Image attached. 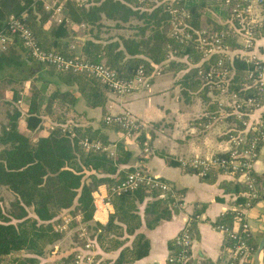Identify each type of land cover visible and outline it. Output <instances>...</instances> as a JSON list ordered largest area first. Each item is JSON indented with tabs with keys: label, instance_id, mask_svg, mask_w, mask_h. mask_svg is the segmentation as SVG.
<instances>
[{
	"label": "trees",
	"instance_id": "1",
	"mask_svg": "<svg viewBox=\"0 0 264 264\" xmlns=\"http://www.w3.org/2000/svg\"><path fill=\"white\" fill-rule=\"evenodd\" d=\"M162 1L95 0L82 6L75 1L67 2L65 6L68 15H71L69 18L77 24L93 27L99 25L102 16L123 23L129 22L132 18L144 22V26L139 27L142 37L138 39L121 37L101 40L97 36L93 38L78 36L66 23L50 25L49 14L43 10L38 0H0V37L6 39L8 46L14 41L18 42L26 55L18 64L10 58L7 49L3 50L0 47V71L10 66L18 67L35 62L23 48L18 37L9 30L10 16L21 18L33 31L37 43L43 49L103 63L122 79H131L139 67H143L147 75H152L156 68L165 62H168L167 64L175 71L186 69L187 63L181 59L184 56L192 57L190 63L194 65L199 62L200 54L193 39L185 42L166 31L170 16ZM212 5H215L217 10L223 9L222 21L212 20L210 17L203 19V10ZM186 9L189 13L186 21L193 28L224 32L223 41L227 45L232 49L240 46L236 37L227 32L229 26L224 20L230 16L227 8L217 2L204 0L187 2ZM210 24L211 26H208ZM147 29L151 34L145 36ZM261 37H264V21L258 23L254 29V38ZM73 39L80 45L81 54H77L76 50L70 47ZM170 56H175L179 60L171 59ZM209 61L216 62L217 54L212 55ZM227 64L233 70L229 90L241 99H252L254 103L262 104L264 97L259 84H254L247 77L249 71L253 70L252 64L237 56ZM36 65L57 84L51 86V82L41 74L34 77V85L24 114L25 130L20 128L21 111L16 106L10 107L8 103L10 108L5 112L7 121L1 126L0 133V185L14 195L18 212L8 214L0 210V259L13 253L17 255L12 257L13 261L20 264H38L49 256L52 246L65 235L54 230V225L65 215H79L82 223L87 225L90 223L94 212L92 193L99 183H105L107 186L108 198L113 206V212L105 224L88 226L94 231L101 258L100 264H130L142 259L149 252V242L138 231L142 225L139 205L146 198H150L144 208V222L148 229L154 228L162 220L170 219L179 207L173 204V199L166 198L161 192L145 186L128 191H112L128 172L136 169L129 165L133 160L132 151L123 140L115 142V148L111 153L108 150L82 148L79 141L85 137L90 141H99L107 147L111 142L106 129L122 133H125V130L117 124L105 122L103 118L100 119L98 128L83 125L86 119L74 110V105L80 98L86 109L99 108L104 116L110 91L91 75L59 69L51 64ZM36 65H30V75L38 71ZM178 83L182 93L188 91L202 94L207 106L206 115L195 122L207 121L219 114L218 104L207 96V88L202 87L203 82L198 78L194 66L184 73ZM59 85L66 89H60ZM16 95L14 100L18 97ZM250 108L242 107L241 111ZM43 115L48 116L50 123L53 124L52 128L32 142ZM247 119L245 116L238 117L235 114H228L225 117L229 126L231 125L230 129L236 131L244 128L242 122ZM253 135L256 133H249L247 137ZM223 136L228 139L229 133ZM134 138L143 149L146 141L144 129L138 131ZM262 145L264 142L260 143L257 149ZM217 156L226 157L227 153H217ZM222 173L223 170L220 168L213 169L208 171L206 176L200 177V180L214 183ZM233 176L235 182L221 184L224 191L233 196L231 202L233 207L220 216L213 225L236 227L238 235L249 247L251 255L242 261L238 258L232 261L234 264H253V255L258 243L249 229L242 230V224L245 222L243 212L258 200H264V171L260 174L253 172L258 193L256 198L249 196L247 187L242 181H238L237 174ZM159 179L169 183L167 180ZM247 203L250 206H247ZM205 206V203L197 204L190 216L193 235L196 222L192 220L201 214ZM75 235L77 238V233ZM233 244L234 242L225 236V246L231 249ZM176 249L171 241L170 251L175 252ZM117 250L119 254L114 260L102 258V253ZM22 252L24 255L20 254Z\"/></svg>",
	"mask_w": 264,
	"mask_h": 264
},
{
	"label": "crops",
	"instance_id": "2",
	"mask_svg": "<svg viewBox=\"0 0 264 264\" xmlns=\"http://www.w3.org/2000/svg\"><path fill=\"white\" fill-rule=\"evenodd\" d=\"M252 16L258 22L264 21L260 8L257 6L252 9ZM75 26L77 28H74ZM75 26H70L74 32L78 31L81 25L75 24ZM237 43L240 45L239 42ZM70 47L75 49L77 54H81L80 45L77 44L74 39ZM6 49L8 50L10 58L18 62V64H20L22 58H26L24 50L16 41L10 46L6 44ZM247 54L250 58L262 64L263 72L261 79L264 86V37L255 38L254 44L252 48L247 51ZM183 62L185 61L183 60ZM34 63L22 64L18 67L10 66L5 68L3 73H0V84L4 83L8 86L5 87L7 92L9 90L10 94L13 95V100H7L6 98H2L0 94V109H4V112H6V107L10 102L18 109L21 106L22 108L19 109L21 111V117L19 119L21 130H25L24 114L27 110L28 97L30 95L29 91L32 90L34 85V77L41 74L51 82V86L57 84L52 77L47 76L44 70H41L40 67L36 65V62ZM167 63L168 62H165L163 67L166 69H164L162 73L165 70L169 71L168 69L171 68ZM186 63L190 66H188L187 69L177 71L170 69L172 72L171 80L165 81L164 85H166V88H179L180 84L178 82L180 78L192 66L189 61H186ZM32 64L37 66L38 71L30 75L29 67ZM159 68L160 66L157 67L152 74L149 92L143 93V91H135L127 96H118L112 92H108V99L105 105V115L128 111L143 123L146 138L144 144H146V148L150 152L146 154L144 152L145 147L141 149L134 137L129 138L125 136L124 133L111 129H106V134L111 142L106 149L112 152L115 148V142L123 140L127 148L133 153V160L129 165L142 169L156 178L167 180L180 201L179 210L173 213L170 219L160 221L152 229L146 228L144 222V208L148 201H150V198H146L144 202L139 205L142 225L138 231L147 238L149 242V252L142 259L130 264H167L166 258L171 252L170 242L173 241V238L182 230L187 219L192 215L195 206L202 203H205L206 206L199 215V220L196 222L194 230L195 236L193 235V243L190 252V263L225 264L229 257L230 250L225 246V235L216 230L213 224L227 210L233 207L231 203L233 196L229 192H225L221 184H231L235 182V177L231 174L224 173L219 174L214 183L203 182L200 180L199 176L184 168L182 165L193 157H208L227 151L229 149V141L223 135L230 129L229 123L224 119L211 121V123H213L210 125L211 118L207 121L195 122V120L206 115L207 106L202 98V94L194 92L200 97V105L198 106L197 104L195 113H193L190 118L188 115L185 117L181 116L178 118L179 120L177 123L168 125L169 129L166 133H163V131H161L160 134L153 132V126H156V123L160 126L162 125V119L167 115L165 111L168 110L167 108L163 109L164 107L159 110L158 105L153 103L154 96L152 95L155 94V91L159 88V85L155 84L156 75L161 73ZM10 84L12 85L10 86ZM58 87L63 90L66 89L63 85H59ZM14 89L18 90V93ZM15 94L18 96L15 102L16 104L13 102ZM74 110L82 114L83 118L86 119L83 125H90L92 128H98L100 119L105 116H102L99 108L86 109L80 98L75 103ZM262 118H264V101L249 115V125ZM6 121L5 114H3V117L0 118V133L2 130L1 126ZM179 121L182 122L180 123ZM186 122L188 123L186 124ZM42 125H46L47 129H50L53 124L50 123L48 116L43 115L42 122L35 130L36 134L40 131ZM192 125L194 127H192ZM46 133L47 132L42 134L38 133V136ZM170 161L175 163H170ZM263 171L264 145L260 147L258 157L253 166V172L255 174H260ZM238 181H242V179L239 177ZM92 196L97 199L98 208L93 213L92 220L88 226L105 224L109 215L113 212V206L109 201L108 190L105 183H99L93 191ZM243 213L245 222H247L249 230L258 243L264 234V200H258L251 207L244 210ZM77 227L71 229L75 234ZM72 239L73 245L76 239ZM118 254L119 250L102 253V258L114 260ZM253 264H255L254 259ZM257 264H264V249L258 256Z\"/></svg>",
	"mask_w": 264,
	"mask_h": 264
},
{
	"label": "built area",
	"instance_id": "3",
	"mask_svg": "<svg viewBox=\"0 0 264 264\" xmlns=\"http://www.w3.org/2000/svg\"><path fill=\"white\" fill-rule=\"evenodd\" d=\"M43 10L49 14L51 20L60 25L63 23L74 25L69 18L66 9V3L76 0H38ZM204 0H163L166 10L170 16V34L182 41L188 42L193 39L195 48L200 54L199 62L192 64L195 67L197 76L205 82L223 93L231 95L232 104L228 105L229 113L238 117L245 116L247 121L242 122L244 128L242 130L229 129L228 141L229 149L225 151L226 157H219L217 154L208 157H193L183 163V167L193 171L197 176L204 177L207 172L220 168L223 173L237 174L242 183L247 187L251 198L257 197L256 182L253 176V166L258 157L257 147L264 142V118L249 125V115L261 104L254 103L252 99H241L236 93L229 90L230 80L233 76V70L227 64L231 62L233 57L237 56L251 63L253 70L248 73V78L254 84H259L260 90L263 92V82L261 79L263 66L262 64L250 58L247 54L255 41L254 29L258 22L252 16V9L257 6L260 8L264 18V0H207L217 2L222 7L227 8L230 14L228 22V33L236 37V41L240 43L239 47L232 49L223 41L224 32H213L209 29H196L186 21L189 18L186 9L187 2H200ZM85 26L84 24H80ZM9 30L14 33L23 48L37 63L51 64L56 68L68 70L74 73L88 74L108 88V90L118 96H127L135 91L147 90L151 87L152 75H147L143 67H139L135 75L131 79L119 78L113 70L109 69L103 63L86 60L80 56H66L53 50L43 49L33 34V31L25 25L21 18L10 16L8 19ZM238 39V40H237ZM240 39V40H239ZM7 41L0 37V47L5 50ZM175 52V51H174ZM217 54V61L211 63L210 57ZM255 73V75H254ZM218 104L219 114L212 116L211 121L224 120L225 115L222 114V103ZM242 107H251L247 111H241ZM227 114V115H228ZM224 117V118H223ZM107 123L117 124L125 130V136L132 138L143 129V123L139 121L130 112L125 111L118 114H106L103 117ZM231 132V133H230ZM256 133V135L247 137L248 134ZM71 135H74L71 133ZM79 145L85 149H102L107 150L99 141H90L87 138H81ZM145 151L147 148L145 147ZM111 153V152H110ZM139 186H145L148 189H154L166 197L174 200V205L180 206L177 195L172 187L142 170L136 168L134 171L128 172L125 178L116 184L112 191H128L137 189ZM94 212L97 210V199L93 198ZM250 206L249 203L246 204ZM93 212V213H94ZM199 215L192 221L197 222ZM74 221L78 224L77 239L73 248L69 251L59 250V244L52 246L49 256L43 258L38 264H100L99 248L96 244L94 231L88 228V225L82 223L79 215L71 216L69 214L62 218L60 223L54 225L55 232L66 233L69 224ZM191 217L187 219L182 230L173 238V244L177 247L176 251L170 252L166 258L167 264H191L190 252L193 243V231L191 229ZM214 228L222 232L226 237L234 242L230 250V254L225 264H234L232 259L238 258L239 261L248 259L251 255L249 247L245 241L238 235L236 227H227L225 225H214ZM248 224H242V230L247 231ZM17 256L10 254L0 259V264H20L13 261L12 257ZM19 256V255H18Z\"/></svg>",
	"mask_w": 264,
	"mask_h": 264
},
{
	"label": "rangeland",
	"instance_id": "4",
	"mask_svg": "<svg viewBox=\"0 0 264 264\" xmlns=\"http://www.w3.org/2000/svg\"><path fill=\"white\" fill-rule=\"evenodd\" d=\"M92 1L94 2L95 0H76L77 4L80 6L88 5ZM214 6L215 5H212L208 8H206L205 10H203V17H204L203 19L204 20L208 17H210L212 20L213 19H215L217 21L221 20V18L223 16L222 13L224 11L222 8H219L217 10L216 9L217 7L215 8ZM134 7H136V6H134ZM211 9H213V10H211ZM69 16L71 18L70 14H69ZM224 20H225V22H226V20H230V16ZM49 24L50 25H56L51 20L50 17H49ZM75 24H77V23H75ZM75 24L74 25L66 24V25L70 28V26H75ZM98 24L99 25H95L93 27L88 26V25L87 26L86 25L80 26L78 31H76L75 33L78 36H83V37H87V38H93L94 36H97L101 40H106L109 38L119 39L121 37L122 38H136V39H138V38L142 37V35L139 31V27L144 26L143 20H138V19L132 18V19H130L129 22L123 23L120 21L107 19L104 16H102V18ZM227 24H229V23L227 22ZM208 26H211V24ZM74 28H77V27L75 26ZM166 31L168 33L170 32V23H169V26H168ZM149 34H151V31L149 29H147L145 31V36H148ZM170 58L171 59L175 58V59L179 60V58H177L175 56H170ZM181 60H184L185 63H186V61L190 62V60H192V57L188 58V57L184 56V58ZM163 66L164 65H161L159 68V71L161 73L157 74L155 77V84L159 85V88H157V90L155 91L156 93L152 95V96H154L153 103L158 105L159 110L162 109V107H164L163 109H165V108L168 109L165 111V113L167 115L162 119V125L160 126L159 124L156 123V126H153V132H155V133L157 132L159 134L161 133V131H163V133H166L169 129L168 125L173 124V123H177L179 120L178 118H180L181 116L185 117L188 115V117L190 118L191 115L193 113H195V108L197 107V104H198V106L200 105V101H199L200 97L196 95L197 93H194V92L191 93L188 91H186L185 93H182L180 90V86H179V88H171V87L166 88V85H164V83H165V81L171 80V73L172 72L170 71V69L171 70H173V69L167 68L169 71L165 70L162 73V71L164 69H166ZM187 66H189V65H187ZM0 73H3V71H0ZM11 85L12 84H10V86ZM13 86H15V85H13ZM5 87H8V86H6L4 83L0 84L1 97L6 98L7 100H13L12 99L13 95L10 94L9 90L7 92ZM202 87L207 88L206 94L209 96V98L212 102L218 101V102L222 103L223 106H222L221 112L223 115H225V117L228 116L227 115L229 113L228 112L229 111L228 105L232 104L231 95H229V93L220 92L216 88L205 84V82H203ZM14 88H16V87H14ZM14 90H16V89H14ZM215 90H217V91H215ZM10 91H12V90H10ZM16 91L18 93V90H16ZM149 91H150V89L143 90V93H147ZM30 92H31V90L29 91V94H30ZM13 102L15 103L16 100H14ZM12 106H15V105L10 102V107H12ZM229 106H231V105H229ZM10 107L7 106L6 110H8V108H10ZM21 108L22 107L20 106L19 109H21ZM4 111H5L4 109L3 110L0 109V118H2L3 114H5ZM179 122L181 123L182 121H179ZM187 123L188 122H186V124ZM212 123H210V125ZM192 127H194V126L192 125ZM230 127H231V125H230ZM47 130L48 129H47L46 125H42V127L40 128V131L38 133L42 134L44 132H47ZM184 131H185V128H184ZM227 132L228 131H226V133ZM38 133L33 136L32 142H34L36 140V138L38 137ZM144 147H147L146 144H144ZM144 152L146 154H148L150 151H148V149H147V151H144ZM140 170H142V169H140ZM143 172H145V171H143ZM0 210L4 213H8V214L9 213L14 214V213L18 212L14 195L2 185H0ZM60 222H57V223H60ZM77 226H78V224L74 223V221H72L69 224L68 227L70 230L68 232H66L63 239L58 242L59 250H67L70 247H72V241H73L72 238H75V239H77V238L74 235L75 233L71 229L74 227H77ZM75 232L77 233L78 231L76 230ZM20 254L24 255L23 252Z\"/></svg>",
	"mask_w": 264,
	"mask_h": 264
},
{
	"label": "water",
	"instance_id": "5",
	"mask_svg": "<svg viewBox=\"0 0 264 264\" xmlns=\"http://www.w3.org/2000/svg\"><path fill=\"white\" fill-rule=\"evenodd\" d=\"M263 249H264V234L262 235L260 241L258 242L257 249L253 255V259H254L255 264H257L258 256H259L260 252H262Z\"/></svg>",
	"mask_w": 264,
	"mask_h": 264
}]
</instances>
